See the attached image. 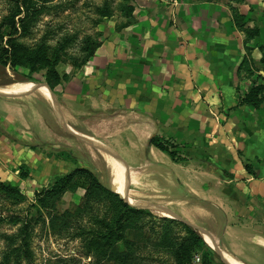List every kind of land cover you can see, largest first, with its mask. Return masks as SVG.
Segmentation results:
<instances>
[{
  "label": "crops",
  "instance_id": "crops-1",
  "mask_svg": "<svg viewBox=\"0 0 264 264\" xmlns=\"http://www.w3.org/2000/svg\"><path fill=\"white\" fill-rule=\"evenodd\" d=\"M229 3L136 0L132 23L121 29L118 17L105 23L94 56L66 71L68 80L58 88L69 127L88 137H97L100 128L108 138L115 128L117 138L105 142L117 148L102 143L115 153L146 143L140 159L157 165L160 158L161 168L145 174L165 184L184 220L240 264H264V103L258 109L238 106L252 86L238 73L241 62L251 55L264 77L263 32L246 42ZM20 83L7 80L0 89ZM26 94L0 95V182L35 186L49 179L37 175H50L52 168L33 145L35 136L46 134L45 107ZM91 113H102L93 127ZM155 136L179 144L184 162L152 146ZM23 165L31 170L26 180L19 178ZM57 166L65 169L67 161Z\"/></svg>",
  "mask_w": 264,
  "mask_h": 264
},
{
  "label": "rangeland",
  "instance_id": "rangeland-1",
  "mask_svg": "<svg viewBox=\"0 0 264 264\" xmlns=\"http://www.w3.org/2000/svg\"><path fill=\"white\" fill-rule=\"evenodd\" d=\"M104 1L105 0H53L48 4V7H50V9L45 11L40 16L36 27L32 30V34L22 41L26 45L33 46L38 43L43 36L50 35V39L49 41H47V43L51 48L50 51H52L58 47L60 43L59 41L64 35L72 34V36H75L76 40H74V44L70 45L62 52L61 61L58 65V70L61 75L66 74L69 77L66 71L70 72L77 70L73 67V63L76 59L80 60L82 58L83 54L81 52V45L82 40L85 37L92 36L99 39L98 41L101 42L104 34L102 31H100V29L103 28L105 23H109L110 21L112 22V19L118 17L120 22L116 24L117 29L124 24H131L133 21L132 19L134 18V16L132 15L130 18L124 17L122 15L123 13L120 12V8H122L123 5H131L135 7L136 0H106L108 1L107 3H110L113 9V15L109 18H105L104 20H100L96 8L102 6ZM224 2H230L229 7L232 11L235 28L239 32L243 33L245 41L246 36L244 31L241 30V28H238L242 25H244V28L253 30L256 29L259 31L258 37L254 38V40L258 39L263 32L260 41L264 43V0H224ZM9 5V0H0V21L4 16L8 14ZM252 17H254L255 19ZM250 24H253V26H249ZM260 49L263 52L264 48L261 47ZM251 51H253V48H251ZM250 60L252 64L251 68L253 67L254 71L251 75L243 72V76H246V78L250 79L253 83V81L257 77L259 70L255 67L254 60L252 59L251 55ZM261 69L262 66L260 70ZM46 73V69L40 70L39 72L32 74V79H30L29 70L26 68L20 67L13 70L9 66L4 67L0 65V83H3L7 80H12L14 84L17 82H24L34 85H41L49 92V94L55 101V103H53L51 99H47V97H45L39 91L40 89L38 87H20L10 90L13 93H22L26 91V95L30 97L32 103L40 104V108L41 105L45 107V138L41 135L35 136L33 139L36 144L33 145H37V148L39 149V152L41 154L40 156L45 159L48 165H51L52 169L50 170V175L48 172L46 174H43L42 176L37 175L38 178L45 181L46 177L48 176L49 179L47 181L50 183L54 176L61 173H67L70 170L81 167L92 171L104 186L113 191L112 187L114 184V180H112L109 166L106 164V161L103 158L104 154L102 156L101 151L77 139L65 127L63 122H65V124L69 126L68 121L64 119L61 109V104H63L64 106L65 103L60 97L61 92L59 91V86L56 87L53 91L50 90L45 77ZM9 75L11 76V78H9ZM111 114L113 113H104V116H111ZM89 117L91 124L94 122L92 124L93 127L99 124L100 119L102 118V113H91ZM83 130H85V127ZM76 131L81 134V131ZM98 132L99 135L97 137L92 135L89 136L101 143L108 144L112 147L115 146L117 148L118 145L116 143L105 142L117 138L116 136L112 135L116 133L115 128L113 129V131H111L110 138L103 137L100 128H98ZM176 145V149H178L180 154L181 147L179 144ZM146 147V143L138 144L136 149L137 151L130 150L129 152L124 153L117 152L121 165L115 161L112 155L108 154L113 168L115 184L118 188L125 189L123 191L124 193H126L124 195H126L127 197L167 208L171 212L179 216L183 221L167 218L164 215L156 212L155 210L150 211L145 208H140L126 201L130 206L140 210H148L152 214L151 216H146L144 220L141 221V227L142 229H144V232L147 233L146 236L148 239L145 243L147 245L143 243L139 244L140 242H135L137 238L134 235H130L129 237V239L134 243L139 244L134 245L135 249L133 250V255L134 258L138 260V264H176L175 257L171 252L168 251V249L164 250L155 246L158 241V235L162 233V222L164 219H169L186 224L187 226L190 225L184 222L185 220L180 213V206H178V204H173V202L178 201H174L171 196H168L166 194L165 184L161 183L162 185H160L157 179H154L151 176H147L145 174L151 173V169L153 170L154 168H161L160 158H156L158 159L157 165H155L152 159L149 157H147L146 159H140L142 158V152L145 151L144 149H146ZM141 149H143V151ZM67 151L72 154L73 159L71 158L67 160L65 158H68V155L64 156L65 153L63 154V152ZM136 155H138V162H135L134 165H139L138 167H134L133 165L134 156ZM62 159L67 161V166L65 167V169H59V167L57 166L58 160ZM41 162H44V160L42 159ZM138 168L141 169L138 170ZM37 169H39L38 171H42L41 168ZM37 173L41 174L39 172ZM167 177L168 179H171V175L169 173L167 174ZM161 178L165 180L164 177ZM31 181L32 180H30V182ZM47 181L42 185L36 183L35 181L32 182L35 186H30V184L27 186L26 184L22 185V183H13L19 188L20 194L26 199L21 202L19 201L20 199L17 196L15 197L13 195L0 193V215H3L4 217H19L20 219H31V217H38L36 209L32 208L31 206L36 203L37 194L42 192V190L49 184H47ZM83 195L84 192L82 190H80L76 195L67 193L64 197H61V199L57 201L55 212L57 214H63L66 211L75 212L79 205H83L81 201V197ZM108 208L109 207L106 204L93 203L91 211L83 213L82 219L80 220L79 218H77L76 221L78 225L81 224V227H86L87 230L97 228L98 225L94 223L93 216L96 219L101 218L103 214H110L111 216L113 210L111 211V213H109ZM51 211V209L42 210V218L38 220V223L35 224L32 229L31 247L35 254L34 256L36 259V264H48L49 261L54 262L57 259H78L81 260L82 264H93L95 262V257L93 256V254L89 256L86 255V241L83 236L77 235L79 229L76 225H74V227L67 232H53L51 230L49 218V213H51ZM22 223L5 222L0 224V264H2L3 255L7 249V243L5 242L3 235L17 234ZM178 226L179 227H177L176 231L178 240L176 241L180 243L184 241L181 239L186 236V230L182 226ZM192 226L196 225L192 224ZM192 226L190 227L199 235H201V233ZM206 240L208 242H211L209 238H206ZM207 246L209 247L208 249L201 248L195 250L194 254L191 257V264H203L205 256H207L208 261L213 264H230L226 261L224 262L223 260H221V257L214 251V249L209 246L208 243ZM220 247L222 251L226 252L222 246ZM209 249H211L212 252ZM108 264H113V262L111 261Z\"/></svg>",
  "mask_w": 264,
  "mask_h": 264
},
{
  "label": "trees",
  "instance_id": "trees-1",
  "mask_svg": "<svg viewBox=\"0 0 264 264\" xmlns=\"http://www.w3.org/2000/svg\"><path fill=\"white\" fill-rule=\"evenodd\" d=\"M53 0H9L8 14L0 21V65L11 67L13 70L17 68H26L29 70V78L32 74L46 69V81L50 90H54L64 81L68 80V76L61 75L58 65L61 61L62 52L76 40L72 34L64 35L59 41V45L54 50L48 46L49 36H43L42 39L33 46L26 45L22 40L32 34V30L36 27L40 16L50 9L48 4ZM108 1H104L102 6L97 7V14L100 20L109 18L113 15V9ZM121 13L126 18L133 15L134 7L131 5L122 6ZM237 15V14H235ZM128 24H124L117 29L125 28ZM244 31L246 41L254 40L258 37L259 31L239 26ZM100 35V34H99ZM99 39L87 36L82 40V58L75 60L73 67L80 69L86 65L91 57L94 56L97 49L101 46ZM262 70L264 71V52L260 60ZM251 60L245 58L239 68L240 75L245 72L248 75L253 73L251 68ZM244 73V74H245ZM264 103V77L257 75L253 81L251 88L247 93L239 97L238 106H250L258 109ZM151 145L161 152L168 155L175 163L184 162L180 156L177 145L167 141L161 137L155 136L151 139ZM67 160L73 159L72 154L67 152ZM31 170L23 165L19 168V178L26 180L29 178ZM80 190L84 192L81 197L83 205H79L75 212H64L57 214L55 212L56 203L67 193L76 195ZM0 193L17 196L24 201L26 198L20 194V190L15 184L0 182ZM93 203H102L108 205L110 214H103L101 218H95L93 221L97 228L87 230L86 227L78 225L77 218L82 219L83 213L91 211ZM36 209L38 217L31 219H20L19 217H4L0 215V224L5 222L19 223L23 222L15 235H3L7 243V249L4 252L2 264H36L35 254L31 247L32 229L38 220L42 218V210H52L49 213L50 228L53 232H67L74 225L77 226L78 236L85 239L86 255L93 254L95 262L93 264H138V260L134 258V245L145 244L148 239L141 227V221L146 216H151L148 210H140L130 206L119 194L111 191L104 186L98 177L86 168L78 167L67 173H61L52 178L50 183L38 193L36 203L31 206ZM182 226L186 230V236L177 242V227ZM162 233L158 236L155 244L160 249H168L176 259V264H191V257L196 249L209 248L207 243L196 231L186 224L164 219L161 225ZM130 235H134L139 244L129 239ZM147 245V244H145ZM211 252L212 250L209 249ZM48 264H82L78 259H57L54 262L49 261ZM203 264H213L208 261L207 256L204 257Z\"/></svg>",
  "mask_w": 264,
  "mask_h": 264
},
{
  "label": "water",
  "instance_id": "water-1",
  "mask_svg": "<svg viewBox=\"0 0 264 264\" xmlns=\"http://www.w3.org/2000/svg\"><path fill=\"white\" fill-rule=\"evenodd\" d=\"M35 87H38L39 89H42L44 88L43 86L41 85H35ZM17 93H13L12 91H6V90H2L0 89V95L1 96H13V95H16ZM50 99L51 101H53V103H55V101L53 100L52 96L50 95ZM65 127L68 129V131L73 134L77 139H79L80 141H82L83 143L101 151V152H106L110 155H112L115 159V161L117 163H119V156L117 153H115L111 148L107 147L106 145L96 141L95 139L91 138V137H88V136H85V135H81L79 134L78 132L74 131L71 127L67 126L65 124V122H63ZM112 190L114 192H116L117 194H119L125 201H127L128 203L132 204V205H135L137 207H140V208H145V209H148V210H155L156 212L164 215L165 217L167 218H171V219H177V220H180V221H183L179 216H177L175 213L171 212L169 209L167 208H164V207H160V206H156V205H153V204H150V203H145V202H142V201H137L135 200V203H132L131 202V199L129 197H127L126 195H123L121 193H119L117 191V189L115 188V185L113 184V187H112ZM185 223H187L188 225L192 226V224L184 221ZM193 228L197 229L202 237L204 238V240H206V237H209L207 232L197 226H192ZM212 249H214V251L221 257V259L223 261H226L230 264H232L229 259H227V254L222 251L221 247L220 246H216L214 244H210L209 245ZM231 259H233L234 261H236L234 258L231 257ZM239 263V262H238Z\"/></svg>",
  "mask_w": 264,
  "mask_h": 264
},
{
  "label": "bare ground",
  "instance_id": "bare-ground-1",
  "mask_svg": "<svg viewBox=\"0 0 264 264\" xmlns=\"http://www.w3.org/2000/svg\"><path fill=\"white\" fill-rule=\"evenodd\" d=\"M20 87H25V88H32V87H35V85L34 84H31V83H20V84H17V85H15V86H13V87H9V88H5L4 90H6V91H10V90H12V89H14V88H20ZM27 90V89H26ZM45 97H47V99H50V94H49V92L45 89V88H42V89H40L39 90ZM103 154H104V156H103ZM101 155L103 156V158L105 159V161H106V164L109 166V170H110V174L112 175V180H114V185H115V188L117 189V191L119 192V193H121V194H126V193H124V191L123 190H125V189H122V188H118L117 186H116V184H115V178H114V175H113V168H112V164H111V161H110V158H109V155H108V153H106V152H101ZM110 175V176H111ZM131 199V198H130ZM131 202L132 203H135V200L134 199H131ZM208 242V241H207ZM209 244H212L211 242H208ZM227 259H229V261L232 263V264H240V263H238L237 261H234L233 259H231V257L230 256H228L227 255ZM222 260V259H221ZM225 262V261H224Z\"/></svg>",
  "mask_w": 264,
  "mask_h": 264
}]
</instances>
